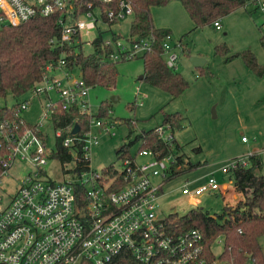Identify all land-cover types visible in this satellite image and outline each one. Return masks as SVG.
<instances>
[{"label":"built area","instance_id":"1","mask_svg":"<svg viewBox=\"0 0 264 264\" xmlns=\"http://www.w3.org/2000/svg\"><path fill=\"white\" fill-rule=\"evenodd\" d=\"M103 4L110 7L104 10ZM246 5L264 14V0H247ZM58 13L61 34L51 43L70 49L83 43V38H88L100 23L111 25L133 16V6L130 0H0V29ZM214 27L221 30V22H214ZM114 35L104 40L113 49L109 56L113 63L133 60L140 53L152 51L149 39L133 43ZM167 39L164 43L165 53L169 55L167 64L177 70L178 57L171 53ZM89 43L92 45L93 41ZM72 56L70 49L60 59L50 62L43 78L35 83L14 117L0 118L2 176L16 163L31 167L16 193L6 197L0 192V264H80L84 260L109 264L126 254L140 264H233L222 258L224 238L220 236V240L215 239L207 246L199 229L170 231L168 217L161 216L158 201L164 195L163 187L176 163L173 153L162 156L152 149H142L135 156H125L120 159L121 164L113 165L117 174L109 181L104 170L97 172L91 165L88 171H79L62 181L49 176L48 166L58 162L52 159L58 147H48L44 122L31 125L22 117L30 106L31 96L45 98V117L51 124L56 113L69 112L76 106L90 118L89 130L82 132L81 129L75 134L74 125L70 127L72 135L63 140L74 163L91 164V148L98 141L94 126L111 134L110 129L115 125L109 118L98 117L90 111L85 100L90 88L79 67L70 60ZM173 131L170 125H160L155 133L171 146L176 139ZM55 137L57 143L63 137V130L56 129ZM242 140L248 141L246 137ZM141 157L147 160L140 162ZM248 165L247 155L237 157L222 173L232 175L236 169ZM159 178L163 182H155ZM192 183L186 180L181 191L194 204L200 203L204 193L222 190L214 175H209L201 186L192 187ZM81 189L85 192L78 198ZM217 243L224 246L220 256L214 254Z\"/></svg>","mask_w":264,"mask_h":264},{"label":"rangeland","instance_id":"2","mask_svg":"<svg viewBox=\"0 0 264 264\" xmlns=\"http://www.w3.org/2000/svg\"><path fill=\"white\" fill-rule=\"evenodd\" d=\"M153 17L157 27L171 31L172 35L167 41L171 53L174 52L178 57L177 72L184 76L189 86L180 98L172 100L166 91L144 79L141 80L145 75L144 60L141 58L143 53L138 55L139 58L117 63L119 75L115 86L91 87L85 99L90 111L96 116L100 114L103 104L109 105L110 120L117 122L110 129L111 134L102 127H93L98 141L91 148V169L101 173L109 166H118L121 164L117 156L118 149L134 141L143 131L162 125L166 114L182 113L184 117L187 116V120L181 128L173 131L182 148L180 152L193 163L201 162L203 167L166 182L163 187L164 195L158 201V210L161 216L169 217L184 216L193 209H202L211 215L219 216L218 222L222 223L220 216L229 199L222 195V190L204 193L199 198L200 203L194 204L190 196L182 193L181 187L188 179L193 182L192 187L201 186L207 182L209 175H214L222 185L225 176L222 169L232 159L251 155V152H243L244 148L240 145L243 137L250 140V145H255L254 149L258 151L262 161L263 169L259 173L264 174V116L259 114L256 106H251L253 98L240 96L243 84L247 82L246 74H241V70L247 66L242 57L229 60L230 55L216 51L218 45L226 46L231 55L251 51L264 72V14L250 5L240 6L220 19L223 26L221 30L216 29L213 23L195 29L194 22L183 4L171 1L166 6L154 8ZM133 21L134 16H128L113 25L100 23L98 29L88 38H83L84 54H93L94 49L89 42L98 38L101 32L105 40L112 39L114 34L131 40ZM193 53L202 55L207 60L203 68H197L191 63L190 57ZM168 56L166 52V61ZM232 72L234 77L231 81L227 78ZM253 75L264 80V73L257 75L254 72ZM30 99V106L23 111L22 117L31 125L44 122L48 147L56 149V128L45 117V98L31 96ZM14 103L10 96L6 99L0 98V108H11ZM223 106L225 114L221 113ZM200 146L202 153L196 149ZM130 147V153L135 156L141 144L136 142ZM146 160L139 158L140 162ZM30 170L31 167L27 163H16L7 175L0 178V192L6 197L12 196L19 188L22 177L24 178ZM48 174L58 181L71 177L64 174L58 162H51ZM226 176L229 177L230 174ZM155 182L161 183L163 180L159 178L155 179ZM242 199L243 196L236 200L235 205ZM260 246L264 255V235L260 238ZM214 248L216 256H220L224 250L221 243L215 244ZM80 264L92 263L84 260Z\"/></svg>","mask_w":264,"mask_h":264},{"label":"trees","instance_id":"3","mask_svg":"<svg viewBox=\"0 0 264 264\" xmlns=\"http://www.w3.org/2000/svg\"><path fill=\"white\" fill-rule=\"evenodd\" d=\"M171 1H179L183 4L195 29L211 25L220 21L240 6H246L247 0H130L133 6L134 21L131 26V41L139 42L141 39L151 41L150 52L142 55L144 60V80L166 91L171 99L180 98L187 90L189 83L177 72L168 66L164 58V43L170 30L159 28L155 25L153 9L163 7ZM105 10L109 4L101 5ZM60 13L50 17L38 16L18 26L7 25L0 29V98L8 96L15 101L13 107L0 108V118L14 117V112L26 99L36 82L43 78L46 67L50 62L60 59L63 53L73 51L70 60L79 67L86 85L91 88L97 85L113 87L118 79L117 63L109 60L113 52L111 47L104 44L103 32L93 41V54L85 55L83 44H78L70 49L64 46H55L51 43L54 38H59L61 27L58 19ZM221 22V21H220ZM110 23L111 25L115 24ZM222 24V23H221ZM223 28V26H222ZM115 38L119 37L114 35ZM216 51L223 55H230L229 60L242 57L246 66L257 75L262 71L256 56L251 51L230 53L223 45H218ZM139 58V57H138ZM119 63V62H118ZM109 105L100 107L98 117L110 119ZM186 120L181 113L166 114L162 125H170L175 130L181 128ZM117 123V122H115ZM52 125L57 130H63V137L57 140L58 152L52 155V159H58L64 174L74 176L77 172L90 169L88 161L72 162L67 150L63 146V140L72 135L70 127L78 125L81 131H87L90 127V118L76 106L69 112L59 111L52 120ZM157 128V127H156ZM156 128L143 131L134 141L125 144L117 150L119 159L132 155L130 146L139 142L140 149H152L160 152L162 156L176 155L175 166L170 171L167 181L198 167H203L201 162L193 163L185 154H181V146L175 139L173 145L163 141L156 132ZM55 129V130H56ZM133 132V131H132ZM202 153L200 147L196 148ZM249 165L241 166L232 173L235 190L242 194L243 199L233 206L225 205L222 215V223L218 222L219 216L211 215L202 209H193L184 216L170 215L167 218L170 231H188L199 229L205 236L207 246L215 239H225V252L223 259L233 264H264V255L260 246V238L264 235V174L259 173L262 161L258 154L248 156ZM113 166L104 169L106 181L117 174ZM4 168L0 166V176ZM85 190L79 191L78 198L84 195ZM81 201V199H79ZM242 230V232H240ZM109 264H140L131 255H124Z\"/></svg>","mask_w":264,"mask_h":264},{"label":"crops","instance_id":"4","mask_svg":"<svg viewBox=\"0 0 264 264\" xmlns=\"http://www.w3.org/2000/svg\"><path fill=\"white\" fill-rule=\"evenodd\" d=\"M174 7H176V5ZM191 56L202 57V55H197V54H194V53ZM206 64H207V60H206ZM238 74L239 73H237V75ZM241 74H244V75L246 74V77H247L246 81L247 82L243 84L244 87H243V90H242L240 96H248V97L253 98L254 100H253L251 106H256V110H258L259 114L261 116H264V80L255 77L256 75L254 76L253 72L249 68H247L245 66H244L243 70H241ZM233 77H234V73L232 72L228 76L227 79L232 81ZM143 79H141V80H143ZM203 84H204L203 86H205V82H203ZM223 110H224V106L222 107L221 113L225 114ZM218 115L220 116V112L219 111H218ZM185 117H186V120H187V116H185ZM255 134L257 135V133H255ZM240 145L244 148L243 152H251L250 154H257V152H258L256 149H254L255 145H250V140H248L246 142H244L242 140ZM200 148L202 150L201 146H200ZM202 152H203V150H202ZM223 175H225V176H224V181H223V184H222V191L221 192H222V195L224 197H226L227 199L229 198L228 199V203L226 205L233 206V204L235 205L236 200H238L242 196V194L239 193V192H236L233 180L231 178V174H230L229 177L226 176L227 174H223ZM225 177H226V179H225ZM232 185L234 186L233 188H232Z\"/></svg>","mask_w":264,"mask_h":264},{"label":"water","instance_id":"5","mask_svg":"<svg viewBox=\"0 0 264 264\" xmlns=\"http://www.w3.org/2000/svg\"><path fill=\"white\" fill-rule=\"evenodd\" d=\"M190 61L197 68H201L206 64V60L202 57H199V56H191ZM143 78H144V76L141 77V79H143ZM79 130H81L80 127L78 125H76L73 132L76 134L77 132H79Z\"/></svg>","mask_w":264,"mask_h":264}]
</instances>
